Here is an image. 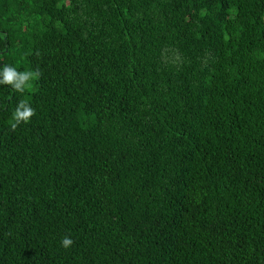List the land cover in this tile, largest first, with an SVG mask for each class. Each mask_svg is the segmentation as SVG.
<instances>
[{
	"label": "trees",
	"instance_id": "1",
	"mask_svg": "<svg viewBox=\"0 0 264 264\" xmlns=\"http://www.w3.org/2000/svg\"><path fill=\"white\" fill-rule=\"evenodd\" d=\"M5 65L0 264H264V0H0Z\"/></svg>",
	"mask_w": 264,
	"mask_h": 264
},
{
	"label": "clouds",
	"instance_id": "2",
	"mask_svg": "<svg viewBox=\"0 0 264 264\" xmlns=\"http://www.w3.org/2000/svg\"><path fill=\"white\" fill-rule=\"evenodd\" d=\"M42 75L39 69L19 72L15 68L5 65L0 71V84L10 85L15 91L23 93L32 87V82ZM36 114L35 109L25 100H20L13 112L11 128L15 130L21 123H28ZM73 243L70 237H64L61 246L68 248Z\"/></svg>",
	"mask_w": 264,
	"mask_h": 264
}]
</instances>
